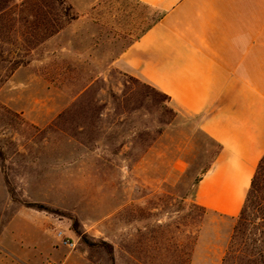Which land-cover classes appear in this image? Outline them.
<instances>
[{"label": "rangeland", "instance_id": "obj_1", "mask_svg": "<svg viewBox=\"0 0 264 264\" xmlns=\"http://www.w3.org/2000/svg\"><path fill=\"white\" fill-rule=\"evenodd\" d=\"M8 4L0 264H264L263 209L231 218L196 203L219 152L199 118L118 61L155 14L130 0ZM36 22L60 30L20 54Z\"/></svg>", "mask_w": 264, "mask_h": 264}, {"label": "crops", "instance_id": "obj_2", "mask_svg": "<svg viewBox=\"0 0 264 264\" xmlns=\"http://www.w3.org/2000/svg\"><path fill=\"white\" fill-rule=\"evenodd\" d=\"M155 14L119 57L219 146L196 203L237 217L264 156V0H130Z\"/></svg>", "mask_w": 264, "mask_h": 264}, {"label": "trees", "instance_id": "obj_3", "mask_svg": "<svg viewBox=\"0 0 264 264\" xmlns=\"http://www.w3.org/2000/svg\"><path fill=\"white\" fill-rule=\"evenodd\" d=\"M28 0H15V3L18 4L16 6L24 7V5L27 3ZM12 5L9 6V4L5 8L0 9V42L1 40L5 39V37L10 32V25L5 19V14L7 11L13 9ZM15 8V5H14ZM55 23V21H53ZM8 24V25H7ZM36 23H33V26H31L25 34L22 35L20 48H17L18 52L20 54L24 53L25 55H28L31 53V51L35 48L37 44L40 42L51 38L55 34L59 32L60 29H54L55 26H51V30L40 28L39 26H36ZM41 34V38L40 35ZM43 35V36H42ZM42 40V41H41ZM22 52V53H21ZM2 55V53H1ZM27 63L21 59H17L12 63L11 73H13L15 70L20 68L21 66H25ZM163 95L162 93H160ZM165 96V95H163ZM166 97V96H165ZM168 98V97H166ZM169 99V98H168ZM262 202V203H261ZM261 203V204H260ZM251 206H257L259 209H263L264 212V156L260 160L257 169L255 171V174L252 178L250 189L248 191L244 206L242 208V211L240 213V216L243 217L245 212L251 207ZM108 252L109 254H112V247L108 246Z\"/></svg>", "mask_w": 264, "mask_h": 264}, {"label": "built area", "instance_id": "obj_4", "mask_svg": "<svg viewBox=\"0 0 264 264\" xmlns=\"http://www.w3.org/2000/svg\"><path fill=\"white\" fill-rule=\"evenodd\" d=\"M56 239L58 241V244L64 248L70 249V250H75L77 243H75L70 237L65 235L64 232L57 231L56 233Z\"/></svg>", "mask_w": 264, "mask_h": 264}]
</instances>
